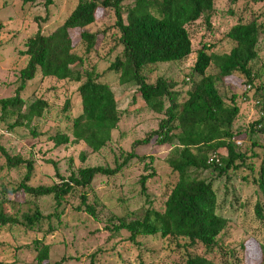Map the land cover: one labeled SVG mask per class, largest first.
Masks as SVG:
<instances>
[{
    "label": "rangeland",
    "instance_id": "obj_1",
    "mask_svg": "<svg viewBox=\"0 0 264 264\" xmlns=\"http://www.w3.org/2000/svg\"><path fill=\"white\" fill-rule=\"evenodd\" d=\"M76 2L77 0H52V4L45 7L42 2L22 4L17 0H0V23L5 28L0 39L8 43L5 49L7 55L10 56L12 52L14 81L12 90L2 89L1 98L14 95L18 71L26 61L25 57L18 55L24 49V42L37 29L46 34L59 26ZM130 2L131 0H126L124 4ZM213 6V14L207 23L200 19L187 26L192 54L179 62L157 63L147 67L143 75L148 83H154L157 78L171 81L179 94L178 99L183 100L186 91L198 80V76L191 73V66L195 57L193 53L202 43L209 46L207 53L227 54L233 42L224 35L231 26L252 17L257 19V23H264V3H253L251 0H213ZM95 16V21L83 29L96 35L93 50L88 53L84 51V43L78 37L80 30H69V34L73 52L82 58L77 70L86 77L96 76L113 93L120 118L116 129L111 132L109 142L96 153L90 152L81 142L55 147L48 139L49 136L65 134L71 140L70 122L80 112L76 93L78 83L36 75L19 94L22 100L20 110L24 112L29 104L42 99L47 105L42 116L30 123L24 122L10 128L14 117L7 114L0 119V145L10 157L17 156L30 161L32 171L27 185L33 187L57 183L56 174L66 178L78 168H113L115 162L121 161L120 152L131 153L133 157L115 175H97L88 188H75L56 209L49 197L35 201L18 191L17 184L22 180L25 168L21 165L7 169L4 159L0 157V201L15 200V206L6 204L10 214L17 216L31 211L34 205L44 216L58 214L56 219L52 217L48 221L43 220L38 228L28 229L17 224L11 226L9 231L0 230V264H34L33 240H41L48 245L50 263L63 258L62 264H177L187 254L201 255L218 262L221 251L241 244L238 256L242 264H256L258 244L264 243V225H260L253 217L252 206L258 196L249 179L242 180V176L249 177V171L244 168L220 177L207 171L197 175L211 182L219 206L217 213L227 220L225 230L218 236L217 246L209 252L199 244L186 248L182 246V241L170 243L168 239L158 236L138 237V245H134L126 240L125 231L110 233L106 229L114 222L113 217L130 221L140 217L148 207L161 211L176 176L166 164V159L171 155V147L166 144L157 145L153 137H148L157 129L163 114L146 108L135 93L136 86L119 84L117 75L108 70V66L120 52L119 33L112 27L115 21L113 14L110 11L103 14L98 10ZM251 71L252 83L249 89L237 74L217 81L216 88L227 104L232 97L238 106L239 112L232 128L242 132L234 138L233 144L247 155V160L254 167L261 158V150L257 146L264 148V132L248 134L244 130L258 116L254 102L260 95L256 88L264 83V33L258 35L257 57L251 64ZM205 73L215 74L216 69L210 64ZM7 79L8 82L11 81L10 71ZM66 100L69 104L64 112L62 107ZM147 137L149 141L140 143ZM224 155V150H219L216 157ZM80 156L83 161H80ZM150 158L153 176L147 179L144 184L145 194H141L138 180L149 172L144 169V164ZM81 194H86V202L94 209V217L75 209L79 206Z\"/></svg>",
    "mask_w": 264,
    "mask_h": 264
},
{
    "label": "trees",
    "instance_id": "obj_2",
    "mask_svg": "<svg viewBox=\"0 0 264 264\" xmlns=\"http://www.w3.org/2000/svg\"><path fill=\"white\" fill-rule=\"evenodd\" d=\"M17 1L22 4L42 2L45 7L52 4V0ZM125 1L77 0L63 22L51 32L43 34L37 29L24 42V49L18 52L20 57L26 58L25 65L18 71L14 95L0 99V119L7 114L14 117L13 124L9 126L13 128L42 116L47 106L42 99L29 104L24 112L20 110L22 100L19 94L36 75L78 83L76 93L80 112L70 122L71 140L65 134L58 133L48 139L55 147L81 142L92 153L105 147L120 118L114 96L106 83L97 80L96 76L86 77L77 70L82 58L73 52L69 30H80L78 37L84 43V51L88 53L94 49L96 35L83 29L95 21L98 10L103 14L110 11L115 19L112 27L119 33L120 52L108 70L117 75L119 84L136 86L135 93L146 108L163 114L157 129L148 137H153L157 145L171 147L166 164L176 180L170 186L161 211L148 207L140 217L130 221L113 217L114 222L106 229L110 233L125 231L126 240L134 245H138V237L158 236L168 239L170 243L182 241V246L186 248L199 244L209 252L217 246L218 236L225 230L227 220L217 213L219 206L215 192L211 182L197 176L201 172L215 173L216 177H220L229 172L235 173L240 168L247 169L249 177L246 175L241 178L243 181L249 179L254 186V193L258 197L252 206L253 217L260 225H264V148L257 146L261 150V158L254 167L247 160V155L235 148L233 140L242 131L234 130L232 123L239 109L232 97L227 104L216 88L217 81L234 74L241 76L247 88H250L251 64L257 57L258 35L264 33V23H257V19L252 17L231 26L224 35L233 42L227 54L207 53L209 46L202 43L193 53L195 57L191 66V73L198 76V80L186 91L185 98L179 100V94L171 81L157 78L150 84L143 71L157 63L179 62L192 54L187 26L200 19L207 23L213 14V0H131L129 4H124ZM251 2L264 3V0ZM1 28L0 23V32ZM3 42L0 39V43ZM210 64L216 69L215 74L205 73ZM256 89L260 91L254 102L258 116L244 130L248 134L264 132V83ZM68 104L66 100L62 111L68 109ZM148 137L140 143L149 141ZM219 150H224L225 155L216 157ZM212 155L218 162L209 161ZM0 157L4 159L7 169L21 165L25 168V174L17 184L18 191L35 201L49 197L56 209L75 188H88L97 175H115L133 156L120 152L121 161L115 162L113 168H78L66 178L56 174L57 183L34 187L27 185L32 171L30 161L17 156L10 157L1 145ZM80 161H83L82 156ZM149 163L151 158L144 164V169L149 172L138 180L141 194H145L144 184L153 176ZM85 195L79 196V206L75 209L94 217V209L86 202ZM14 201H0V230L9 231L11 226L17 224L28 229L38 228L43 220L58 218L56 213L42 215L36 205L31 211L12 215L7 205L15 206ZM31 244L34 264L63 263V258L48 262L49 247L41 240H33ZM236 247L221 251L218 262L201 255L187 254L177 264H242L238 256V249L241 250L242 246L238 244ZM258 254L256 264H264V243L258 244Z\"/></svg>",
    "mask_w": 264,
    "mask_h": 264
},
{
    "label": "crops",
    "instance_id": "obj_3",
    "mask_svg": "<svg viewBox=\"0 0 264 264\" xmlns=\"http://www.w3.org/2000/svg\"><path fill=\"white\" fill-rule=\"evenodd\" d=\"M2 25V24H1ZM4 26L2 25V28H1V34H2V31L4 30ZM8 46V43H0V94L3 93L2 89H7V88H13V79H12V71H13V66H12V63H13V55H12V52L10 53V56L7 55V52H5L6 50V47ZM9 57V58H8ZM8 71L11 72V81L8 82ZM8 98V97H6ZM0 99H4V98H1V95H0Z\"/></svg>",
    "mask_w": 264,
    "mask_h": 264
},
{
    "label": "built area",
    "instance_id": "obj_4",
    "mask_svg": "<svg viewBox=\"0 0 264 264\" xmlns=\"http://www.w3.org/2000/svg\"><path fill=\"white\" fill-rule=\"evenodd\" d=\"M237 145H240L239 142H236ZM209 161L218 162V159L215 157V155H212L209 157Z\"/></svg>",
    "mask_w": 264,
    "mask_h": 264
}]
</instances>
